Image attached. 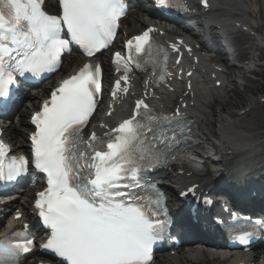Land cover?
<instances>
[{
	"label": "snow or ice",
	"instance_id": "obj_1",
	"mask_svg": "<svg viewBox=\"0 0 264 264\" xmlns=\"http://www.w3.org/2000/svg\"><path fill=\"white\" fill-rule=\"evenodd\" d=\"M43 2L0 0V108L8 107L18 76L55 71L70 43L88 57L108 47L125 14L122 0H59L58 15L44 11ZM158 3L171 6L169 0ZM151 31L128 41L127 60L115 54L123 76L115 82L114 98L127 92L131 53L151 49ZM100 75L98 65L84 64L32 117V162L47 177V188L35 204L50 229L43 247L66 264H149L166 222L159 217L167 215L149 174L170 162L197 159L188 150L190 129L181 126L178 110L172 117L162 116L140 99L131 117L104 138L93 132L85 141L82 131L96 108ZM8 152L0 141V182L17 180L29 165L27 157H9ZM32 244L30 237L14 231L0 240V264L27 253Z\"/></svg>",
	"mask_w": 264,
	"mask_h": 264
},
{
	"label": "bare ground",
	"instance_id": "obj_2",
	"mask_svg": "<svg viewBox=\"0 0 264 264\" xmlns=\"http://www.w3.org/2000/svg\"><path fill=\"white\" fill-rule=\"evenodd\" d=\"M193 3L195 2L193 1ZM218 12L225 13V16L236 19L234 22L236 24V28H234V24L231 30H222V33L225 35L226 41L228 43V50L230 51V53L225 54L224 52L219 50L222 54L221 59L226 60V57H232V61H239L240 63H242V61H245L247 59V56L250 55L255 61L257 55H254V53L260 51V46H258L257 44L260 38L252 37V35L249 33L245 34L246 32L242 31L243 29L241 27V25L251 26L252 30L253 28H255V31L257 33H260V31H262L263 29V27L257 21L259 14L254 11L251 3L247 0H213V5L207 16L217 19L221 23V25H224L225 23L223 24V21H228L226 20L228 18L220 19L218 16H215ZM147 22L150 21L144 20L142 16L134 21L133 15H131L127 20H125L124 25L125 27H131L130 29L132 31H135L139 28L141 29L143 26L146 27ZM188 26L196 32L192 25ZM198 27L203 29L202 32H215L217 30H215L212 25L205 27L202 23H199ZM233 28L237 31H233ZM189 29L188 27H186L187 32L191 34ZM219 32L220 34H222L220 28ZM172 33L175 32L172 31ZM197 33L199 36L203 34L201 32ZM175 34L180 35L181 31H176ZM216 35L219 36L217 32ZM246 44H249V48L245 47ZM230 67L232 68L229 70V76H227V78L223 77L225 75H220L218 78L212 79L213 73H217L213 70L210 62L201 57V70L199 71L200 76L198 77H202L204 79L205 85L203 87H200L198 80H196V83L193 82V93L195 97L190 100L191 102H188L190 106L192 104L193 106H195L190 112L193 115L192 118L194 120L192 127V133L196 143L194 149L204 151L205 159L207 162L206 166L214 167L208 174H212L213 176H216L218 174V172L216 171L218 168L220 170L228 171L232 175H234L237 173V171L241 170L244 167H247L250 164L255 163L256 161L264 162V135L261 136L262 134H264V130L256 132L254 131L255 129L250 127L247 121L244 120V117L248 116L252 112L257 111L258 109H261L262 107H264V105L259 102H255L252 104V107L249 111H246L243 115H241L232 111L233 106L231 104V100L242 101L245 94L247 92H250L251 88L255 87L257 83L255 80L249 77L248 70L245 67L237 68L234 63L231 64ZM236 73H240L242 75L241 80L243 83H239V81H237L233 77L234 75H236ZM146 79L147 78H145V81ZM217 81H224L222 87L218 88L217 86H215ZM179 86L180 85L178 84V86L175 87L176 91L179 90ZM241 87L243 88V90H241ZM183 94L184 91L181 95ZM153 95L154 97L160 96L161 101L157 104V107L160 109L170 107V105L175 102L176 98V94L165 96L157 90L153 93ZM106 112L107 111L104 112V116ZM223 114L226 116H224ZM112 118L113 115L111 117L105 116L103 118L105 126L110 124ZM21 120V122L26 125V120ZM213 120L216 122L218 121V123H222L220 126L223 125L224 127L227 126L226 124H231V120H233L235 121V124L241 125L243 128L249 130L247 131V137H245L243 133H237V131H234V129H227L225 133L219 131L221 137V139L219 140L221 141V147L218 149V154L220 155L221 161H218V163H213L210 158L212 157L211 150L214 147L212 145L213 143L211 140V136L212 134H215L214 126L216 125V122L214 124ZM94 129L100 130L98 126ZM19 131L20 129H18V127H16L15 125H11L8 126V128H5V134L12 137L15 149L16 146H23L18 138ZM12 132H16L17 135L14 136ZM229 132L231 133L228 136ZM256 174L259 175L261 174V172H258ZM159 177H169L173 181L179 180V176L176 172H163L159 175ZM184 178L186 180H190V178H188L187 176H184ZM252 188L253 187L249 186H238L237 190L240 192V195H246L249 191L252 190ZM259 191H264V188H259ZM22 208L23 210H25L24 207ZM187 227H190V225L184 224L183 227L181 226L183 232L186 233L185 228ZM186 234H189L193 237L202 236V233L197 229H193V232ZM208 251L211 252V255L206 254L205 251H203L202 253L199 252L198 255L189 254L187 256L186 253L178 254L179 260L185 261V263L175 262L174 259L172 260L167 256H163V259H165L166 263L168 262L171 264H195L193 262H196L197 264H204L206 260H210V257L214 256L215 254L212 249H208ZM194 258L196 259L192 261ZM213 261H217V259H214ZM230 261V259H227L219 260L218 262L226 263Z\"/></svg>",
	"mask_w": 264,
	"mask_h": 264
},
{
	"label": "rangeland",
	"instance_id": "obj_3",
	"mask_svg": "<svg viewBox=\"0 0 264 264\" xmlns=\"http://www.w3.org/2000/svg\"><path fill=\"white\" fill-rule=\"evenodd\" d=\"M263 23H264V21H263ZM263 88H264V82H262V83L258 82V84L255 87L251 88L250 92L246 93L245 98L242 101H240V100H237V101L236 100H231L232 106L237 105L236 106V110L237 111L243 109V107L240 105L241 103H244V106L247 107L248 106L247 102H248V100L252 99V95H254V94L256 95L257 93H261ZM260 98H261V96H259V97L257 96V99H260ZM260 120L261 119H259L258 121L260 122Z\"/></svg>",
	"mask_w": 264,
	"mask_h": 264
}]
</instances>
